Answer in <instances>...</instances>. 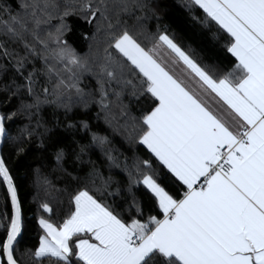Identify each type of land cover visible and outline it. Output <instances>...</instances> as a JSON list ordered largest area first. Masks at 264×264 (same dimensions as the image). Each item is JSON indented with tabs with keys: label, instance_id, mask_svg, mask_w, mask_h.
<instances>
[{
	"label": "snow or ice",
	"instance_id": "1",
	"mask_svg": "<svg viewBox=\"0 0 264 264\" xmlns=\"http://www.w3.org/2000/svg\"><path fill=\"white\" fill-rule=\"evenodd\" d=\"M184 6L194 21L215 28L214 36H226L224 46L235 59L230 70L220 72L198 59L144 0L65 2L62 12L58 0H27L19 5L23 14L15 15L0 6V17H7L0 18V104L17 102L11 111H0V143L10 139L21 153L24 138L36 128L51 134L62 127L89 137L73 139L71 153L58 145L52 154L69 206L60 223L39 219L44 234L33 253L37 261L264 264V0H184ZM146 8L157 21L154 31L144 22L147 15H135ZM70 10L95 25L83 34L90 53L95 43V54L81 56L64 39ZM53 17L55 31L43 36L41 25ZM85 74L96 80L95 96L80 86ZM126 92L148 102L140 116L130 117V138L149 156L125 166L129 197L121 208L115 202L121 189L109 190L111 177L97 186L99 170L83 159L95 146L115 163L107 137L70 114L77 108L86 113L91 103L107 113ZM46 107L53 110L51 128L41 122ZM21 114L35 117L36 127L25 125L8 137L7 122ZM165 174L178 183V192L169 190ZM0 178L11 200L0 264H19L13 245L22 233L21 205L3 156ZM43 182L51 186L47 178ZM139 186L153 199L148 214L133 192ZM40 207L53 211L47 202Z\"/></svg>",
	"mask_w": 264,
	"mask_h": 264
},
{
	"label": "trees",
	"instance_id": "2",
	"mask_svg": "<svg viewBox=\"0 0 264 264\" xmlns=\"http://www.w3.org/2000/svg\"><path fill=\"white\" fill-rule=\"evenodd\" d=\"M21 2H27V0H0V6L10 7L13 15L17 12L23 14L24 10L19 7ZM58 2L61 4L60 11L62 12L65 2L77 6L80 0H58ZM144 2L148 8L155 9L156 14L160 17V23L167 25L169 31L176 34L178 41L191 48L202 62L214 66L220 72L228 71L233 67L235 59L224 46L226 36L220 33H216L214 36L215 28L209 29L194 21L184 6V0H144ZM148 8L144 9L143 12L137 10L135 15H147L149 19L144 22L150 30L154 31L157 21ZM196 15L199 16L201 13L197 12ZM0 18L6 19L7 17ZM64 19L69 26L64 39L81 56L95 54V43L90 53L89 41L85 40L83 35L93 32L95 25L86 23L80 14L73 10H70V14ZM133 20L134 17L130 18L129 23H132ZM57 24L58 19L56 17H53L47 24H42V35L46 36L49 31L54 32ZM0 39H4L2 33H0ZM12 47L18 46L13 44ZM19 50L22 52V49ZM80 86L85 91H91L94 96L96 95V80L90 74L84 75ZM0 100H3L2 94H0ZM16 103V100L13 99L10 104H0V111L5 110V107L11 111L16 107ZM147 103L145 98L141 97L137 100L126 92L119 102H113L110 105L107 113L101 111L95 103H91L86 113L77 108L74 109L73 114H70L73 120L87 119L93 132L107 137L106 148L111 150L115 163L110 164L105 155V150L95 146L88 151L83 159L93 161L99 170L100 177L95 179L97 186L101 184L102 179L107 180L111 177L112 184L109 190H114L117 187L121 189V195L115 200L121 208L125 206L129 197V194L124 191L128 183L127 173L124 171L125 166L131 169L137 159H145L149 156L144 146L130 138V133L133 132L130 117L140 116L141 109L146 107ZM121 104L126 106V109L122 110ZM52 111V108L46 107L40 113L41 122L49 128L54 123ZM97 113L100 114L99 118H97ZM59 115L61 121H64L63 113L61 112ZM25 125L35 128V117L30 121L26 115L21 114L15 117L13 121L7 122L8 137L18 136L20 129ZM73 139H82V142H87L89 137L83 136L80 132L73 135L71 131L62 130V127L51 134H45L43 128H36L33 136L24 138V143L21 145L24 151L21 153L15 151L16 145L10 139L6 138L3 143L2 156L17 186V195L21 205L22 233L18 236L14 246V256L19 264H53V261L48 258L37 261L33 256L35 249L39 246V238L43 234V229L38 221L43 217L52 222L60 223L68 209V194L61 191L65 188V180L60 172L54 171L55 165L52 154L58 145L65 146L71 153L74 147L72 145ZM41 143H43V147L40 146ZM116 164L119 167H116ZM70 165L71 158L69 165L66 166ZM88 167L91 165L85 167L83 171H87ZM44 178L50 181L51 186L43 182ZM163 179L173 193L180 190L178 183L173 182L167 174L164 175ZM133 192L136 198L142 202L145 214H148L153 208V199L150 193L143 186L134 188ZM109 199L111 200V198ZM44 202L49 203L52 207L51 213H45L40 207L41 203ZM5 213L9 220L0 219V223L5 225V227H0V241L6 239V225L10 222L11 216V200L7 195L6 185L0 178V216Z\"/></svg>",
	"mask_w": 264,
	"mask_h": 264
},
{
	"label": "water",
	"instance_id": "3",
	"mask_svg": "<svg viewBox=\"0 0 264 264\" xmlns=\"http://www.w3.org/2000/svg\"><path fill=\"white\" fill-rule=\"evenodd\" d=\"M2 147H3V143H0V156H2ZM14 246H15V242H14L13 248Z\"/></svg>",
	"mask_w": 264,
	"mask_h": 264
},
{
	"label": "rangeland",
	"instance_id": "4",
	"mask_svg": "<svg viewBox=\"0 0 264 264\" xmlns=\"http://www.w3.org/2000/svg\"><path fill=\"white\" fill-rule=\"evenodd\" d=\"M43 234H44V232H43ZM43 234H42V235H43Z\"/></svg>",
	"mask_w": 264,
	"mask_h": 264
}]
</instances>
